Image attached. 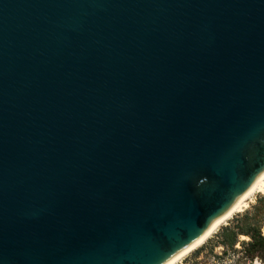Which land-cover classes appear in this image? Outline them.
<instances>
[{
    "label": "water",
    "instance_id": "1",
    "mask_svg": "<svg viewBox=\"0 0 264 264\" xmlns=\"http://www.w3.org/2000/svg\"><path fill=\"white\" fill-rule=\"evenodd\" d=\"M264 173V0H0V264H166Z\"/></svg>",
    "mask_w": 264,
    "mask_h": 264
},
{
    "label": "trees",
    "instance_id": "2",
    "mask_svg": "<svg viewBox=\"0 0 264 264\" xmlns=\"http://www.w3.org/2000/svg\"><path fill=\"white\" fill-rule=\"evenodd\" d=\"M264 195H262L258 203L253 205L251 210L239 214L233 221L223 226L217 234V238L213 239L195 251L194 257H197L203 251H213L214 247L219 244L225 249H235L240 242L243 248V255L240 260L246 264L255 258H260L264 263ZM241 235L249 236V240H240Z\"/></svg>",
    "mask_w": 264,
    "mask_h": 264
},
{
    "label": "rangeland",
    "instance_id": "3",
    "mask_svg": "<svg viewBox=\"0 0 264 264\" xmlns=\"http://www.w3.org/2000/svg\"><path fill=\"white\" fill-rule=\"evenodd\" d=\"M264 195V193H257L253 200L249 203V206L241 211L237 212L230 218L226 223L222 224L219 229L210 237L208 238L205 243L198 246L197 248L190 251L179 263L177 264H244V261L240 260V257L243 255V248L240 242L236 245L237 250L235 249H228L225 252V249L222 245L217 244L213 251H203L197 257H194L193 254L197 249L200 247L209 244L213 239L217 238V234L220 232L221 228L233 221L239 214L245 213L247 210H251L253 205L258 203L259 198ZM264 232V225L262 227ZM249 236L241 235L240 240H249ZM246 264H264L260 258H255L252 261H248Z\"/></svg>",
    "mask_w": 264,
    "mask_h": 264
},
{
    "label": "bare ground",
    "instance_id": "4",
    "mask_svg": "<svg viewBox=\"0 0 264 264\" xmlns=\"http://www.w3.org/2000/svg\"><path fill=\"white\" fill-rule=\"evenodd\" d=\"M257 193H264V173L248 190V192L242 196V198L236 203V205L223 218H221L206 234H204L200 239H198L191 246H189L187 249H185L183 252L171 259L166 264L179 263L190 251L205 243V241L210 238L222 224L226 223L230 218H232L235 213L245 210Z\"/></svg>",
    "mask_w": 264,
    "mask_h": 264
}]
</instances>
